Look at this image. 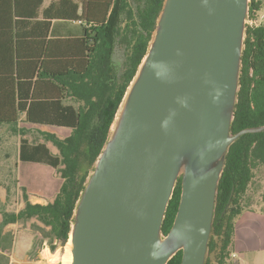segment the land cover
I'll list each match as a JSON object with an SVG mask.
<instances>
[{
    "label": "water",
    "instance_id": "water-1",
    "mask_svg": "<svg viewBox=\"0 0 264 264\" xmlns=\"http://www.w3.org/2000/svg\"><path fill=\"white\" fill-rule=\"evenodd\" d=\"M250 3L165 0L77 203L67 264H169L179 252L181 264L207 263L230 148L264 132L232 131Z\"/></svg>",
    "mask_w": 264,
    "mask_h": 264
},
{
    "label": "trees",
    "instance_id": "trees-1",
    "mask_svg": "<svg viewBox=\"0 0 264 264\" xmlns=\"http://www.w3.org/2000/svg\"><path fill=\"white\" fill-rule=\"evenodd\" d=\"M50 1L47 7L45 3ZM165 0H0V128L21 135L20 160L45 163L60 172L62 185L54 202L32 204L19 185L16 167L14 190L6 181L0 188V264H11L15 233L11 224H33L55 251L69 241L77 203L101 154L125 94L136 76L157 27ZM251 0L250 19L263 9ZM76 23L82 35L54 38L52 22ZM118 45L124 63L115 72L112 54ZM22 115L25 119L21 121ZM21 123L65 127L69 137L50 140L60 151L54 155L46 142H31L19 130ZM264 126V23L248 26L243 55L234 134ZM63 167V168H61ZM23 192L25 207L18 205ZM182 182L170 202L163 232L171 230L178 212ZM264 204V132L247 134L230 148L219 186L216 218L206 264H235L232 259L235 227L253 207L255 195ZM229 208L227 209V207ZM36 247V246H35ZM179 252L169 264H181Z\"/></svg>",
    "mask_w": 264,
    "mask_h": 264
},
{
    "label": "crops",
    "instance_id": "crops-1",
    "mask_svg": "<svg viewBox=\"0 0 264 264\" xmlns=\"http://www.w3.org/2000/svg\"><path fill=\"white\" fill-rule=\"evenodd\" d=\"M49 4L50 1H47L44 7H47ZM79 27L80 25L76 23H64V22L55 21L52 22V30H51L52 36L54 38L79 37L82 35V28ZM24 119H25V115H22L21 121ZM33 127L40 128L41 130H55L57 132H61L65 134L68 133L66 138L69 137L72 133L71 129L65 127L42 126V125L29 124V123H21L19 125V130L22 129L26 132V130H30V128ZM3 128H8V127L4 126L0 128V130ZM61 129H67L70 131H61ZM18 137H20V142H21V135H18ZM24 138L28 139L27 132ZM46 144L54 155H58L52 150V148L49 146L48 143ZM19 156H20V144L18 149V162L15 165L16 174L19 180V185L21 188H24L26 190L29 201L32 204H41V205H48L49 203L54 202L62 185L61 177H60L61 181L59 182L55 181L53 184H51L50 178L52 172H50L49 169H43L42 167L41 168L37 167L48 164L23 162L20 160ZM20 192L21 194L20 195L18 194L19 202L17 205V211H20L25 207L24 200H21L23 192L21 190ZM0 200L2 202H5L6 200V191L4 189L0 192ZM34 222L37 221L34 219L32 220L31 223ZM31 223L29 222L26 227L23 223L11 224L7 227L8 231H13L15 233V243L11 255V264H34L29 260V258L32 255V251L35 247L34 246L35 241L36 239L39 238V234L32 229ZM258 223H261L264 226V212H250V211L244 212L237 220L235 227L234 243H233V254H232L233 257L235 256L234 258H236L238 254L246 253L248 250L255 247L254 245L257 240Z\"/></svg>",
    "mask_w": 264,
    "mask_h": 264
},
{
    "label": "rangeland",
    "instance_id": "rangeland-1",
    "mask_svg": "<svg viewBox=\"0 0 264 264\" xmlns=\"http://www.w3.org/2000/svg\"><path fill=\"white\" fill-rule=\"evenodd\" d=\"M264 2V0H262ZM254 20L258 21V25L264 23V6L263 9L258 14L257 18ZM251 19L248 20V26H250ZM80 28V27H79ZM124 63V51L121 47L118 45L115 46L112 54V64L115 72H120L122 69ZM60 129V128H59ZM26 130V129H25ZM61 131H70L67 129H61ZM27 132V138L31 142H46L49 144V146L52 148V150L60 154L59 149L50 141L48 140L51 136H56L59 139H65L68 133H61L57 132L55 130H41L40 128H30V130H26ZM20 144V137L15 134H11L8 130V128H3L0 130V181H6L11 185L12 189L14 190L13 185V177L8 176V174L11 172L13 173L15 170V165L18 162V149ZM39 168L43 169H49L51 174L50 182L53 184L55 181H61L60 180V172L58 170H54L52 167L48 165L44 166H37ZM63 168V167H61ZM54 177V178H53ZM59 177V178H57ZM3 189L0 188V192ZM19 195L21 192H18ZM19 197V196H18ZM21 200H23V195ZM260 202V196L257 193L255 195L254 201L252 202L253 207H257V209H262L264 207V204L258 205ZM17 209L14 206H10L8 208L9 211H15ZM1 220V217H0ZM30 223L32 222L29 221ZM28 222V223H29ZM28 223L24 224L25 227L28 225ZM39 224L43 226L41 223L34 222L31 223V227L33 224ZM33 229V228H32ZM35 230V229H33ZM36 231V230H35ZM39 234V238L36 239L35 245L31 259L29 260L34 264H67L71 258V250L69 248V241L66 243V245H58L56 247V250L53 251L50 248V244L48 241H45L43 246L40 248L38 246V243L40 239L42 238L41 234L36 231ZM255 247L248 250L246 253L238 254L236 258L232 256L233 261L236 264H264V226L261 223H258L257 228V240L255 242ZM49 248V249H48ZM259 248V249H258Z\"/></svg>",
    "mask_w": 264,
    "mask_h": 264
},
{
    "label": "built area",
    "instance_id": "built-area-1",
    "mask_svg": "<svg viewBox=\"0 0 264 264\" xmlns=\"http://www.w3.org/2000/svg\"><path fill=\"white\" fill-rule=\"evenodd\" d=\"M261 25V24H260ZM250 26H259L258 25V21L257 20H254V19H251L250 21ZM49 249V248H48ZM235 257V256H234Z\"/></svg>",
    "mask_w": 264,
    "mask_h": 264
},
{
    "label": "bare ground",
    "instance_id": "bare-ground-1",
    "mask_svg": "<svg viewBox=\"0 0 264 264\" xmlns=\"http://www.w3.org/2000/svg\"><path fill=\"white\" fill-rule=\"evenodd\" d=\"M68 245H69V248H70V246H71V241H69V244H68Z\"/></svg>",
    "mask_w": 264,
    "mask_h": 264
}]
</instances>
